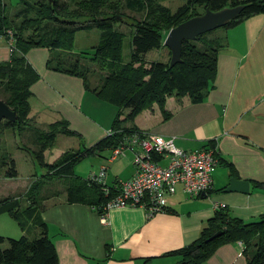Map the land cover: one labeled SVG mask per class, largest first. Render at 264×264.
<instances>
[{
    "label": "trees",
    "instance_id": "1",
    "mask_svg": "<svg viewBox=\"0 0 264 264\" xmlns=\"http://www.w3.org/2000/svg\"><path fill=\"white\" fill-rule=\"evenodd\" d=\"M73 3V6H69L60 0H34L31 3L21 0V9L11 19L7 14L6 3L0 0V37L9 45V60L0 63V91L3 95L0 100L16 116L14 122L2 120L0 125L3 126L2 131L19 135L30 129V87L38 76L27 64L25 56L34 48L49 51L46 63L49 70L80 78L85 90L115 106L118 112L109 134L89 148L77 152L66 151L53 163L45 162L44 152L54 146L59 134L76 136L64 121L50 125L46 131H33L32 148H25L32 157L34 166L44 171V174L33 180L28 187L27 196L32 195L35 189L41 203L43 198L64 194L67 202L88 205L102 214L103 206L117 194L119 180L115 179L111 184L106 183V166H102L106 172L103 181H92L91 175L86 179L81 178L75 174L76 165L91 155L102 157L106 151L110 153L106 160L114 161H111L113 150L126 136L140 132L127 124L154 105L163 119H167V98L188 97L192 104L202 102L214 88L218 56L226 46V41L222 37L208 39V33L198 36L194 41L185 40L182 42L181 62L171 68L168 66L169 60L166 63L152 62L146 68L145 55L164 47L163 41L170 29L203 14L206 8L216 12L226 7L243 6L240 15L223 27L227 30L253 15H264V0H186L175 12L161 5L158 0H124L126 9L143 14L141 20L128 18L130 23L127 24L132 32L127 63L122 61L125 35L114 29V24L124 22L126 18L118 11V8H121L119 2L79 0ZM91 29L99 31L97 43L92 47V51L72 52L76 32ZM95 67L103 75H99L98 85L91 87L88 81L95 75ZM124 111L127 113L121 119ZM205 147L216 148V142L208 141L203 148ZM214 156L218 165V153ZM0 158V166L5 169L2 177L16 178L18 173L11 156L6 152ZM229 173L232 176L231 169ZM54 180L59 183L60 188L55 187L50 192L45 191L39 195V192L51 183L49 181ZM254 188L264 189V184L256 183ZM36 198H27L23 208L18 202V196L0 200V214H8L21 230L23 225L20 216L23 214L38 229L37 235L31 239L25 236L18 239L0 236V264H58L54 245L40 217L42 206L38 203L40 208H37ZM216 232H221V235L206 242ZM238 241L243 245L242 253L246 264H264V215L256 221L246 223L230 217L224 209H219L207 221L206 228L196 240L167 253L166 256L175 257L174 264H203L218 247Z\"/></svg>",
    "mask_w": 264,
    "mask_h": 264
},
{
    "label": "crops",
    "instance_id": "2",
    "mask_svg": "<svg viewBox=\"0 0 264 264\" xmlns=\"http://www.w3.org/2000/svg\"><path fill=\"white\" fill-rule=\"evenodd\" d=\"M159 2L167 5V0ZM222 38L226 46L218 56L214 88L198 104H192L188 97L167 98L169 135L161 128L157 132L175 137L176 146L189 152L202 149L208 141L216 142L220 161L211 175V191L205 198L189 197L177 185L168 197L167 212L148 218L138 207L111 209L107 223L94 208L69 203L64 194L43 198L40 217L58 264H174L176 258L166 254L196 240L217 210L224 209L230 217L246 223L264 215V189L254 188L256 183L264 184V15L247 18L227 29ZM48 58L49 51L40 48L30 49L25 56L38 76L30 87L29 127L32 132L46 131L50 125L64 121L76 136L59 135L77 138L66 151L89 148L107 136L113 118L89 106L91 98L86 96L91 94L80 78L49 70ZM8 60L9 50L0 57V63ZM160 120L164 119L154 105L134 119L133 127L156 134L152 131ZM64 152L48 149L44 160L51 164ZM18 158H12L18 173L15 179L21 165L28 164L30 172H35L30 155L19 153ZM133 174L132 164L121 181ZM107 177L106 183L111 184L119 176L111 183ZM230 178L249 182V192H225ZM8 192L18 196L13 187ZM239 242L218 247L203 264H246Z\"/></svg>",
    "mask_w": 264,
    "mask_h": 264
},
{
    "label": "rangeland",
    "instance_id": "3",
    "mask_svg": "<svg viewBox=\"0 0 264 264\" xmlns=\"http://www.w3.org/2000/svg\"><path fill=\"white\" fill-rule=\"evenodd\" d=\"M21 0H3L4 3L7 5V14L11 19L14 18V15L17 13L19 9H21ZM63 1V3L73 6L76 1L79 0H60ZM115 3H118L121 5V8H118L119 13L124 15L126 18L124 19V22H119L114 24V29L118 32H121L125 35L123 50H122V61L124 63H127L129 61V54H130V34L132 32L131 27L127 24L130 23L129 19L130 17L141 20L143 18L142 13L132 12L129 11L124 7V0H110ZM159 1V0H158ZM29 3L34 2V0H28ZM186 0H173L170 1L167 0L165 2L167 7L171 10V12H175L177 6H180L181 4H184ZM161 4V3H160ZM162 5V4H161ZM164 6V5H163ZM164 6V7H166ZM17 22L18 20L15 19ZM226 32V29L219 28L214 31H211L207 34L208 39L213 38H221L223 37V34ZM99 36V31L97 29H91L89 31H78L75 34V40L72 52L79 53L81 51L90 52L92 51V47L97 43ZM9 50V45L7 42L0 37V57L4 55V57L7 55ZM170 59V54H168V49L161 47L159 50H153L148 52L145 57V67L148 68L152 62H162L166 63ZM99 75H103L101 71H98V69L95 67V75L90 78V81H88L89 86H97L100 79ZM91 95L88 94V96L91 98L88 100L89 106L94 108L96 112H103L104 114H110L112 116V121L116 117V114L118 112V109L115 106H112L102 100H100L98 97H96L92 92H89ZM0 97L3 98V95L0 91ZM148 110V109H147ZM125 113L120 116V118L125 117ZM161 124L159 122L156 123V126H154V129L152 132L159 134V128H161V132L163 134L169 135V118L165 120H160ZM134 122L131 123L132 126ZM3 126L0 125V156L2 154L11 155L12 158L16 160H20L18 158L19 153H22L24 155H29L26 149L32 148L31 146V139L29 137H32V131H28L26 133H23L21 135L14 134V132L11 131H2ZM169 137V136H167ZM77 142V138H65L64 136L58 135L56 138V142L54 146L51 148L53 151L57 152H64L66 150H69L74 143ZM31 150V149H30ZM19 152V153H18ZM110 153L109 151H106L102 154V157H97L95 155H91L84 160H82L79 164L75 167V174L78 175L81 178H88L90 175H97L100 171V165L103 164V166L107 167V182L111 183L114 180L115 176H119L118 179H122L128 174V170H130V167L132 165V153L127 150L124 153V156H121L119 158H116V160L112 162H108L106 159L109 157ZM1 160V158H0ZM19 162V161H18ZM21 172L17 179H7L3 178V170L4 168L0 166V200L7 198V197H13V195L8 192L10 187H13L17 192L15 194L18 195V202L21 206V208L26 206L27 198L38 197L36 196V190H33L32 195H26L28 187L31 185L33 180L39 179L41 175L44 174V171L35 167V172H30L29 165H21ZM121 173H123L121 175ZM51 183L47 184L45 188H43L42 192H39V195H42L45 193V191L48 193L51 190H53L55 187L60 188L59 183L54 181H49ZM28 184V185H27ZM26 185L28 186L26 188ZM26 188V189H25ZM39 197L36 198L37 201V208L39 209L41 205L39 201ZM20 222L23 225V229L21 230L20 227L17 225L16 221L11 218L8 214H0V236L6 237V238H12V239H18L21 236H25L27 238H34L37 235V230L35 226L31 224V222L28 221V219L23 216H20Z\"/></svg>",
    "mask_w": 264,
    "mask_h": 264
},
{
    "label": "built area",
    "instance_id": "4",
    "mask_svg": "<svg viewBox=\"0 0 264 264\" xmlns=\"http://www.w3.org/2000/svg\"><path fill=\"white\" fill-rule=\"evenodd\" d=\"M9 36L12 42L10 32ZM127 150L132 153L134 174L127 180H119L117 194L99 214L103 223H107V212L111 209L138 207L148 218L167 212L168 197L174 194L177 185H181L189 197L207 195L212 189L211 175L218 163L214 156L216 148L189 152L177 147L173 136L135 132L113 150L111 161L124 156ZM105 177L102 167L91 180L100 182ZM239 244L243 248L242 243Z\"/></svg>",
    "mask_w": 264,
    "mask_h": 264
},
{
    "label": "water",
    "instance_id": "5",
    "mask_svg": "<svg viewBox=\"0 0 264 264\" xmlns=\"http://www.w3.org/2000/svg\"><path fill=\"white\" fill-rule=\"evenodd\" d=\"M242 10L243 6L226 7L216 12L210 11L206 8L203 14L192 17L170 29L163 41L164 47H166L170 52V59L168 63L169 68L181 62L183 41H194L198 36L227 26L231 21L235 20L240 15ZM2 120L14 122L16 120V116L15 113L0 100V122ZM224 191L227 193L240 192L246 194L249 192V182L230 178L229 184ZM205 197L206 195H201V198ZM220 235L221 232H216L209 237L206 242L212 241Z\"/></svg>",
    "mask_w": 264,
    "mask_h": 264
}]
</instances>
